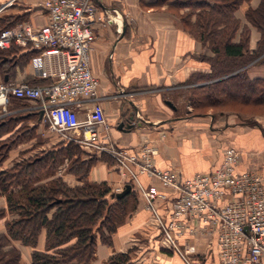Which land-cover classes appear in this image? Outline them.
Listing matches in <instances>:
<instances>
[{
	"label": "crops",
	"instance_id": "1",
	"mask_svg": "<svg viewBox=\"0 0 264 264\" xmlns=\"http://www.w3.org/2000/svg\"><path fill=\"white\" fill-rule=\"evenodd\" d=\"M40 1L17 0L0 18L14 16L18 22L43 24L46 16ZM94 1L101 12L114 19L94 27L95 38L89 54L91 70L99 79L98 100L107 124L99 127V133H108V141L118 148L138 150L143 144L150 146L154 165L171 169L180 178L212 171L222 161L225 144L245 152L237 170H258L264 176V162L259 164V159L249 156L255 150H264V123L248 126L232 117L211 113L200 116L187 111V115H181V82L196 70L205 71L201 61L210 55L204 52L201 42L183 30L170 8L171 0H121L123 6L119 9L113 8L115 0ZM120 22L123 25L119 32ZM0 52L6 56L0 61V81L46 82L34 74L30 49L12 45ZM33 107L34 102L14 97L5 109L0 107V171L32 162L41 172L35 184L61 178L74 187L81 184L71 167L74 161L83 162L95 156L86 179L105 182L114 195L117 188L123 190L129 185L125 194H131L125 217L109 235V242L95 237L91 264H117L119 259L109 260L120 254L128 257L124 264H186L164 241L153 214L145 208L138 184L120 175L113 157L106 150L84 147L52 132ZM74 107L79 117H83L84 106ZM103 141L106 143V138ZM67 146H73L75 152L69 154ZM139 181L143 188L156 184L168 195L166 200L155 201L159 214L168 221L174 190L162 187L144 174H139ZM5 206L0 207L6 209ZM191 222L201 226L197 221ZM43 232L37 240L39 247L44 243ZM11 243L19 250L23 263L30 247L16 240ZM177 243L180 248L195 245L197 252L192 258L196 264H219L214 234L180 235Z\"/></svg>",
	"mask_w": 264,
	"mask_h": 264
},
{
	"label": "built area",
	"instance_id": "2",
	"mask_svg": "<svg viewBox=\"0 0 264 264\" xmlns=\"http://www.w3.org/2000/svg\"><path fill=\"white\" fill-rule=\"evenodd\" d=\"M15 1L0 0V14ZM39 5L46 22L38 26L17 22L3 28L0 49L19 45L33 51L34 74L46 82L0 81V107L5 109L13 97L32 101L52 132L84 147L106 150L117 163L120 175L138 184L145 208L153 214L164 241L186 264H196L192 255L197 249L194 244L180 248L178 237L204 232L215 235L219 264H262L264 176L257 171L237 170L238 153L231 146L212 171L181 178L171 169L157 168L152 148L146 144L138 150L113 146L108 133H99V127L107 124L98 100L99 79L91 70L89 54L94 27L114 19L101 12L94 0H41ZM122 6L121 0H115L114 9ZM122 25H117L119 32ZM77 104L84 106L83 117L74 107ZM139 174L174 190L168 221L155 204L168 195L156 184L143 188ZM121 191L117 188L114 193Z\"/></svg>",
	"mask_w": 264,
	"mask_h": 264
},
{
	"label": "trees",
	"instance_id": "3",
	"mask_svg": "<svg viewBox=\"0 0 264 264\" xmlns=\"http://www.w3.org/2000/svg\"><path fill=\"white\" fill-rule=\"evenodd\" d=\"M245 1L250 0H188L194 2L193 5L199 9L198 12L191 14L194 16L192 22L190 19L185 20L193 26L188 29L189 33L201 42L207 43L216 54L224 58L233 60L244 57L248 52V46L245 44L248 40V27H245L247 31L245 43L240 40L234 41L233 36L240 25L239 19L235 17V11ZM188 2L184 0L182 5ZM180 4L178 1H170L171 7ZM245 17L261 33L258 48L248 53H252L253 57L263 55L264 63V0H260L255 7L249 5ZM17 22L14 16L1 17L0 30ZM5 57L0 52V61ZM232 70L233 65H227L222 72ZM255 82L249 80L246 83L248 94H256ZM258 92L253 98L263 100V93L261 94L263 91L259 89ZM66 150L69 154L75 152L73 146H67ZM95 160L96 157L92 156L83 162L74 161L72 170L81 181L80 185L74 187H70L61 178L35 184L36 180L40 179L41 172L32 162L17 164L0 171V187L3 192L8 191L9 183L13 180L19 186L17 190L6 193L7 209L18 216L7 224L6 233H0V264H23L20 261V252L12 245L11 240H20L24 244L36 246L39 233L44 228L46 248L53 251L50 253L34 250L31 264L90 263L94 256L95 233L99 232L101 239L109 242V235L125 217L130 203L128 197L131 194L129 192L119 197L110 192L105 182L88 181L86 174ZM53 208L54 211L49 216L48 213ZM4 212L5 209L0 207V216H3ZM72 237L76 238L74 244L59 248ZM127 258L125 254H120L112 256L110 261L118 262L119 259L117 264H124Z\"/></svg>",
	"mask_w": 264,
	"mask_h": 264
},
{
	"label": "rangeland",
	"instance_id": "4",
	"mask_svg": "<svg viewBox=\"0 0 264 264\" xmlns=\"http://www.w3.org/2000/svg\"><path fill=\"white\" fill-rule=\"evenodd\" d=\"M171 1H178L179 3H181L178 6L170 8L174 11L175 15L177 16L183 30H185L188 34L192 35L191 33H189L188 29L190 27L193 28V26L190 25V23H186L185 20L190 19L192 22L194 20V16L191 14L198 12L199 9L193 5L194 2H188V0H186L188 4L184 3L185 5H182L184 0ZM259 1L260 0H250L242 2L235 11V17L239 19L240 25L233 36V40L244 41V37L247 32L245 27H248V40L246 41V43L244 41L246 46H248V52H252L254 49L258 48L257 43L260 40L261 33L256 27H254L248 22L245 17V11L249 5L252 7L257 6L259 4ZM237 15H239L241 19L238 18ZM251 31L255 32L254 35L253 32L251 33ZM193 37L197 41L201 42L195 36ZM201 44L203 47H205L204 52L210 56H204L203 61H201L202 65L204 66L203 69L205 71L196 72L198 70L195 69L196 71L192 72L188 80L181 82V115H185L187 111L189 114L195 113L200 116H205L207 113H211L214 115L216 114L218 117H232L236 122L240 121L248 126H253L255 122L264 123V98L260 101L253 98L256 94L259 93V89L260 91H263L261 92V94L263 93L264 96V81H258V79L264 80V63H262L263 55L253 57L252 53L247 52L244 57L235 58L231 60L228 58H224L220 54H216L208 46L207 43L202 41ZM247 57L253 58L246 59ZM227 65H233V70L229 72H222V70L225 69V66ZM230 75L235 76L231 78ZM249 80L256 81V94L254 95L248 94L247 92L248 87L246 83ZM228 147L229 145H223L221 153L224 154V150ZM254 152L255 153L251 152L249 156H254L259 159V164H261V162H264V150L259 152L258 150H255ZM237 153L239 162L241 160V156L244 155L245 152L240 149L237 150ZM71 167H73V164ZM9 184L10 186L8 188V191L6 192H3L0 187V206L1 204L6 205V209L3 216H0V232L5 231V233L7 231V224H9L10 221H12L15 217L18 216L16 213H10V211L7 209L8 202L6 199V193L11 190H17V183H15V180L11 181ZM53 211L54 208L49 211L50 215ZM42 230L44 231V243L42 247H39L37 245H27L22 243L20 240H16L17 243L20 242L26 245L27 247H30L31 251L27 254L25 258V261L30 262V264L31 255L34 250L50 253L53 251V249L46 248V229L44 228ZM95 234L96 237L97 235L101 237V234L99 232H96ZM75 242L76 238L72 237L71 239L61 244L59 248L74 244ZM95 246L96 245L94 243V247ZM92 260L89 264H91ZM25 261L23 262V264H25Z\"/></svg>",
	"mask_w": 264,
	"mask_h": 264
},
{
	"label": "water",
	"instance_id": "5",
	"mask_svg": "<svg viewBox=\"0 0 264 264\" xmlns=\"http://www.w3.org/2000/svg\"><path fill=\"white\" fill-rule=\"evenodd\" d=\"M128 189H129V185H125L124 189L121 192L117 193L116 196L124 195L128 191Z\"/></svg>",
	"mask_w": 264,
	"mask_h": 264
}]
</instances>
